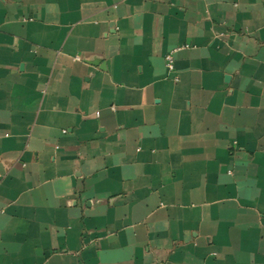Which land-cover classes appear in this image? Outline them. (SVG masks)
I'll return each instance as SVG.
<instances>
[{
    "label": "crops",
    "instance_id": "0c3cea01",
    "mask_svg": "<svg viewBox=\"0 0 264 264\" xmlns=\"http://www.w3.org/2000/svg\"><path fill=\"white\" fill-rule=\"evenodd\" d=\"M0 264H264V0H0Z\"/></svg>",
    "mask_w": 264,
    "mask_h": 264
},
{
    "label": "built area",
    "instance_id": "2783aa9c",
    "mask_svg": "<svg viewBox=\"0 0 264 264\" xmlns=\"http://www.w3.org/2000/svg\"><path fill=\"white\" fill-rule=\"evenodd\" d=\"M165 61H166L167 68L169 69L171 73H173L175 70L173 53L168 54L165 58ZM175 81H178V79H176Z\"/></svg>",
    "mask_w": 264,
    "mask_h": 264
}]
</instances>
